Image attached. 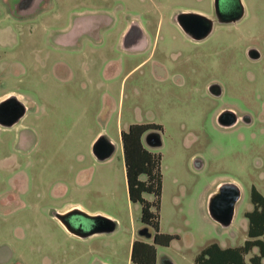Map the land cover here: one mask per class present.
<instances>
[{"label": "rangeland", "instance_id": "rangeland-1", "mask_svg": "<svg viewBox=\"0 0 264 264\" xmlns=\"http://www.w3.org/2000/svg\"><path fill=\"white\" fill-rule=\"evenodd\" d=\"M230 1L196 41L174 16L213 18L214 0H46L25 17L0 0V102L28 108L16 123L0 122V264H137L133 241L152 244L155 230L128 196L121 131L134 123L162 142L151 148L141 138L161 156L159 232L175 235L154 245L155 264H195L210 241L244 242L250 188L264 195V0ZM132 22L146 40L138 50L121 44ZM224 109L234 125L217 122ZM101 134L116 146L104 161L91 152ZM226 181L241 194L222 226L207 200ZM72 207L115 228L71 233L52 212Z\"/></svg>", "mask_w": 264, "mask_h": 264}, {"label": "trees", "instance_id": "trees-1", "mask_svg": "<svg viewBox=\"0 0 264 264\" xmlns=\"http://www.w3.org/2000/svg\"><path fill=\"white\" fill-rule=\"evenodd\" d=\"M146 130L145 125L134 123L130 124L126 131H121L129 200L140 205L141 221L155 230L152 244L133 241L130 259L137 264H155L154 245L167 246L175 236L159 232L161 156L142 146L141 138ZM144 194L152 195L153 199L147 200ZM250 202L252 208L244 212L247 220V238L244 242L239 246L222 247L217 242L210 241L195 255V264H264V195L254 186L250 188Z\"/></svg>", "mask_w": 264, "mask_h": 264}, {"label": "water", "instance_id": "water-1", "mask_svg": "<svg viewBox=\"0 0 264 264\" xmlns=\"http://www.w3.org/2000/svg\"><path fill=\"white\" fill-rule=\"evenodd\" d=\"M219 1L220 0H214L215 15L218 21L221 16L219 15V3H220ZM40 2L41 0L36 1L35 7L34 9L31 10V12H35L38 10V6ZM174 18L178 26L183 30V32L187 34L191 39L196 41L205 39L208 35H210L215 23L214 18L193 11H180L175 14ZM133 23L134 22H132L131 24ZM129 31H130V27L123 35V39L124 36ZM123 39L121 43L122 46L124 44ZM144 46L145 44H143V47ZM247 55L254 60L259 59L260 57L259 51L255 48L248 49ZM208 91L214 96H219L222 93V89L220 85L217 83H212L211 85H209ZM6 102L7 100H3L0 102V111ZM25 112H26V108H23V110L17 113L15 118L11 120L9 124L6 125H12L16 123L25 114ZM226 115H230L232 117L228 123H225L224 117ZM237 121L238 119L234 116L233 112L230 109H224L217 116V122L226 127L234 125ZM0 122L2 121L0 120ZM144 140L147 146L151 148H157L161 146L162 143L160 133L157 131L147 132L144 136ZM114 151H115V144L104 134L99 135L91 145V152L98 161H104L108 159L109 157L112 156ZM240 194H241V189L239 185H237L236 183L228 182V181L219 183L216 189L212 193H210L208 197L207 200L208 214L211 216L213 220H215L222 226L230 225L234 215L235 204L239 199ZM73 214L81 215L85 218H89L96 221V225L94 229H98V230L90 231L86 235H89L97 231L100 232L112 231L115 228V225L105 226V222H103L100 218L94 215H88L79 207H72L64 212H58V211L52 212L53 217L56 218L69 232L74 234H80V232L83 231L84 229H82L80 225L76 227L68 219V217ZM140 235L147 238L151 237V233L147 230L146 227L140 230Z\"/></svg>", "mask_w": 264, "mask_h": 264}, {"label": "flooded vegetation", "instance_id": "flooded-vegetation-1", "mask_svg": "<svg viewBox=\"0 0 264 264\" xmlns=\"http://www.w3.org/2000/svg\"><path fill=\"white\" fill-rule=\"evenodd\" d=\"M2 4L6 6L9 13L16 17H25L38 13L45 3L46 0H41L38 10L32 14H28L32 9H34L37 0H1ZM219 15L226 13L231 7L230 0H220L219 1ZM5 3V4H4ZM21 15V16H20ZM214 21L216 20L215 11L213 13ZM130 31L124 36L123 39V48L130 50H138L140 47H143L145 40L144 33L142 32L141 27L138 23H133L130 26ZM129 29V28H128ZM141 49V48H140ZM23 104L17 103L15 101L8 100L0 111V120L2 122H10L13 120L17 113L23 110ZM144 136L142 140L145 143ZM69 221L74 224L76 227L81 226L82 229L86 231L87 228L95 227L96 221L88 220L86 222V218L81 215H70L68 217Z\"/></svg>", "mask_w": 264, "mask_h": 264}, {"label": "crops", "instance_id": "crops-1", "mask_svg": "<svg viewBox=\"0 0 264 264\" xmlns=\"http://www.w3.org/2000/svg\"><path fill=\"white\" fill-rule=\"evenodd\" d=\"M23 106H24V105H23ZM24 108H26V106H24ZM27 110H28V108H26V112H27ZM26 112H25V114H26ZM25 114H24V115H25ZM24 115H23V116H24ZM23 116H22V117H23ZM20 119H21V118H20ZM110 140H111V139H110ZM111 141H112V140H111ZM112 142H113V141H112ZM113 143H114V142H113ZM114 144H115V143H114ZM115 147H116V146H115ZM112 155H113V154H112ZM92 156H93V154H92ZM93 157H94V156H93ZM94 158H95V157H94ZM95 159H96V158H95ZM96 160H97V159H96ZM102 264H106V263H102Z\"/></svg>", "mask_w": 264, "mask_h": 264}]
</instances>
